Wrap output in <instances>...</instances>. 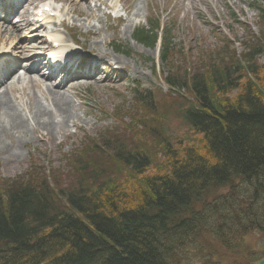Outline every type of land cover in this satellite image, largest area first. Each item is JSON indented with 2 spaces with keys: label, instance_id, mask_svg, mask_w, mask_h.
Masks as SVG:
<instances>
[{
  "label": "trees",
  "instance_id": "trees-1",
  "mask_svg": "<svg viewBox=\"0 0 264 264\" xmlns=\"http://www.w3.org/2000/svg\"><path fill=\"white\" fill-rule=\"evenodd\" d=\"M154 36L134 35L145 45ZM257 47L248 52L247 70L264 89ZM232 60L205 59L197 75L190 73L187 89L197 103L173 101L169 110L179 111L175 116L196 142L173 145L155 136L162 158L153 175L146 171L151 154L141 145L144 129L136 125H159L160 114L156 100L142 99L140 116L122 136L105 130L100 142L83 141L70 159L77 175L65 187L53 191L37 179L40 168L21 180H0V264H230L229 258L251 264L262 258L264 250L248 249L243 260L239 253L252 230L264 234V94ZM167 82L185 85L175 76ZM235 87L240 92L232 97ZM120 173L123 181L114 177ZM257 199L258 213L252 211Z\"/></svg>",
  "mask_w": 264,
  "mask_h": 264
},
{
  "label": "rangeland",
  "instance_id": "rangeland-1",
  "mask_svg": "<svg viewBox=\"0 0 264 264\" xmlns=\"http://www.w3.org/2000/svg\"><path fill=\"white\" fill-rule=\"evenodd\" d=\"M36 1H39L38 3H40L43 0ZM54 1L58 3L62 2L64 4V10L62 13L67 23L80 24L78 30L80 33L79 40L81 43L83 41L84 47L92 45L93 42L99 48L105 45V49L108 51L111 47L116 48V45L124 46L125 50H128L127 53L124 52L123 54H117V56H119L118 58L122 64L126 65L131 73L136 76L130 79L119 77L117 82L109 81V79H107V81L101 84L84 83L73 89L68 88L64 94L70 102L71 107L69 108L72 110L71 113L69 112L70 118L67 121L62 120L51 105L50 100L52 99V94L56 92H50V95H48L42 90H45L46 87L40 84L20 89L17 87L19 84L12 83L3 95L9 98L10 108L12 107L14 113H17L20 116L27 128L24 130V133H21L20 131L17 132L15 129H10L5 138L1 139L6 141L8 147H10V145L14 146L16 152L14 157L5 154V152H0L1 183L2 179L16 180L17 177H19L21 180L26 177L27 173L32 172L34 169H39V167L43 168L42 171L44 173L47 171H54V174L48 173V176L46 177L47 182L49 183H53V180L55 181V179L61 182L60 184L53 186L54 190H59L62 188L60 185L71 182L76 177L77 173L75 172L73 165L68 163L67 159L72 157L71 153L74 150H77L80 138L85 135L93 136L98 134L104 128L114 130L118 135L122 136L120 131H124V129L128 128L127 121L122 119L119 114H115V109L116 112H120L123 109L128 110L131 108V97L133 95L132 89L135 87H137L138 90L142 89L143 91L141 92L144 96H147L145 90L153 93L158 107L156 109H158L160 114L159 125L154 127H151V125L143 126L141 125V122H139L136 126L137 130L141 131L144 129V132L142 133L143 137L141 138V145L143 144L145 148L147 147L148 154H151V162H149V168L146 171L147 174L153 175L155 172L152 171V166L154 164L156 165L157 162L161 164L160 159L162 158V152L158 150L162 143L156 142L154 139L155 136L158 140H162V142L168 141L173 145L177 144L180 139H182V145L191 144V142L194 143L193 141L196 142L195 133L191 129L188 130L176 117L180 116L179 111H175V116L169 110V107L173 105V101L174 103L175 101H186L187 103L196 104L197 100L195 95L191 93L193 90L189 91L186 87H180L176 90L168 88L167 90V85L165 86L161 81L162 74L160 75L159 72L156 73V71L152 69L153 60H158L159 62V58L156 56L153 57L154 53L156 55V51L153 48H146L145 46L134 42L131 37L134 31L139 27L150 28L149 22L152 23L159 17L162 18L165 22V27L167 26L170 29V35L172 36V49L168 54V59L161 63L160 72L162 70V73L166 72V74H168V71H172L170 73L172 76H176L178 79L182 80L185 78L184 70L192 67L191 74L197 75V72L199 73L198 66L203 54H200V52L197 51L195 52L193 49H191L190 52H187L186 50L187 46H189V37H187L188 29L185 26L186 23L180 19L181 16L185 15L184 12L188 10L186 7V0H115L111 2L110 5L113 9L120 7V5H122L124 9L130 7L125 10L123 9V16L107 14L106 11L110 8L106 9L105 2L101 3L100 1H93L91 9H93L92 14L94 17L91 18L83 7L81 8L74 4L72 5L69 0H51L53 4ZM199 1L200 4L203 5L202 9L206 12L207 19L211 18L213 21L217 22V18L222 17V19L226 21V25L232 28L231 31L233 36L236 39L243 40L241 42L240 55H244V61L247 65H249L247 57L250 47L259 44L258 46L261 48L262 53L255 56L254 62L260 67V70L264 72V24L258 26L259 21L256 12L248 6L250 0ZM227 6H230V8L233 9L238 20L243 19V21L247 22L249 31L244 27L240 28L236 24L231 23L227 14H223L224 11L225 13L228 12ZM74 8L77 11H80L83 16H80V18L79 16L77 17L72 11ZM136 9H138V15L134 16V11ZM223 9L224 11L221 12ZM158 10L165 12L159 13ZM174 11H176L178 15H175ZM108 24L109 28L106 29ZM90 28L95 29L99 34L83 40L85 38L84 32ZM196 28V35H200L201 33L204 42L217 43L214 42L215 38L213 36L211 37L212 41L208 40V35L206 34H208L210 28L208 25L206 26L202 24L201 20L200 24H196ZM251 30L253 32L258 31L259 35L262 34L263 37L260 40L255 37L254 42L250 40L252 43H245L246 40L251 37ZM8 34L11 35L9 30L7 34L5 33V29L0 31V46L10 42L7 41V38H9L8 36H2ZM243 43L244 45L242 46ZM211 48L213 50L209 55L211 63H226L229 58L233 59L231 63L235 66L236 62L239 63L237 55V52L239 51H237L238 48H236V46L232 45L228 46L225 50L214 51L215 47L212 44ZM250 63L253 66V63ZM177 65L179 66L178 71H176ZM105 71H108V68H105ZM117 73L118 72L113 69L107 72L111 77H113L114 74L117 75ZM198 76H196V79L200 78ZM231 92L233 97L234 95H238L240 91L239 88H237V90ZM175 93H182V95L175 96ZM216 99L217 94L214 100ZM2 110L3 108L0 109V124L9 128V111L5 114ZM40 111H43L42 117L37 115ZM166 111H168V113ZM110 113L112 116L107 117ZM113 119L116 120L114 121ZM45 120L47 123H50V129L53 128V130L45 131L44 128H41L42 122ZM47 123L45 125H48ZM11 130H13V132ZM184 137H187V139H184ZM96 138L98 139V142H100L103 137ZM170 148L173 149L175 147L170 145ZM59 160L61 167L58 169L57 173L55 166L59 163ZM42 176L43 174L39 172V175L37 174L36 178L42 179ZM114 177L118 181H123L124 179L122 173L117 176L114 175ZM129 185L130 183L127 182L124 187L129 188ZM63 187H65V185H63ZM262 206L263 203L261 204V201L257 199L255 208L252 209V211L256 213L259 211L261 212L263 211ZM259 233V229L256 228L251 231L250 236L246 237L245 242L247 244L242 247L243 250L239 253V257H242V260L243 256L249 253L247 252L248 249L257 251L256 254H260L264 250V234L259 235ZM240 246L241 244H239V247ZM189 254L195 255L193 251H190ZM230 256L231 255L228 257ZM228 260L231 261L232 264H241L239 260L234 262H232V258H229ZM253 262L255 261H251V264ZM185 263L201 264L199 260L196 259H192Z\"/></svg>",
  "mask_w": 264,
  "mask_h": 264
},
{
  "label": "bare ground",
  "instance_id": "bare-ground-1",
  "mask_svg": "<svg viewBox=\"0 0 264 264\" xmlns=\"http://www.w3.org/2000/svg\"><path fill=\"white\" fill-rule=\"evenodd\" d=\"M189 5H190V8H193L195 5L194 1L191 0L189 2ZM134 14L138 15V9H136L134 11ZM217 32L220 33V30L218 29ZM113 59H116V58H113ZM117 61H119V60L117 59ZM95 70L100 71L101 69H95ZM50 92H54V91H49V93ZM9 101L10 100L8 97L0 94V109L3 108L2 112L5 114H7L9 111V115H10L8 118L9 128L6 126H2L0 124V152H5V154H7L11 157H14L16 155L14 146L10 145V147H8L6 144V141L5 140L3 141L1 139L5 138V136L9 133L10 129H15V131H17V132L20 131L21 133H24V130L27 127H26V124L24 123V121L20 118V116L17 113H14L13 108L12 107L10 108ZM50 101H51V105H52L53 109L55 110V112L57 114H59V117H61L62 120L67 121L70 118V113L72 110L69 108V107H71V105H70V102L67 100V97L64 96V94L62 92H60V94L56 92V93L52 94V99ZM42 112L40 111L37 115L42 117V115H43ZM46 123H47L46 120L43 121L41 128L42 129L44 128L45 131L53 130V128L50 129V126H49L50 123H47L48 125H45ZM11 131L13 132V130H11ZM7 149H9V150H7Z\"/></svg>",
  "mask_w": 264,
  "mask_h": 264
},
{
  "label": "water",
  "instance_id": "water-1",
  "mask_svg": "<svg viewBox=\"0 0 264 264\" xmlns=\"http://www.w3.org/2000/svg\"><path fill=\"white\" fill-rule=\"evenodd\" d=\"M252 264H264V257H262L261 259L253 262Z\"/></svg>",
  "mask_w": 264,
  "mask_h": 264
}]
</instances>
